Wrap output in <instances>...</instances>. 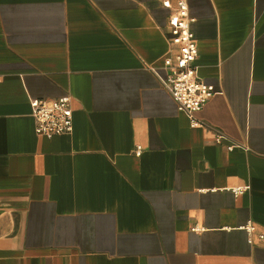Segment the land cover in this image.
Here are the masks:
<instances>
[{
    "label": "crops",
    "instance_id": "obj_1",
    "mask_svg": "<svg viewBox=\"0 0 264 264\" xmlns=\"http://www.w3.org/2000/svg\"><path fill=\"white\" fill-rule=\"evenodd\" d=\"M162 1L0 0V264H264V0H188L198 126ZM62 96L72 132L37 135Z\"/></svg>",
    "mask_w": 264,
    "mask_h": 264
},
{
    "label": "built area",
    "instance_id": "obj_2",
    "mask_svg": "<svg viewBox=\"0 0 264 264\" xmlns=\"http://www.w3.org/2000/svg\"><path fill=\"white\" fill-rule=\"evenodd\" d=\"M162 4L170 9L168 17L169 43L176 46L177 49L175 59L167 58L165 60L164 64L169 73L163 84L177 102L178 109L189 117L193 126H198L201 124L195 116L196 113L215 95L216 91L213 85L205 83L197 76L194 62L198 56V47L191 30L194 19L189 13L188 0H163ZM31 104L37 135L53 137L72 132L71 97L36 98L32 99ZM221 140V136H217L215 139L217 143H220ZM229 148L231 149L232 146ZM136 153H141L140 147H137ZM247 188L237 187L233 191L236 195H240ZM244 228L249 235L254 230L252 222H248ZM261 238L264 237L261 236Z\"/></svg>",
    "mask_w": 264,
    "mask_h": 264
}]
</instances>
